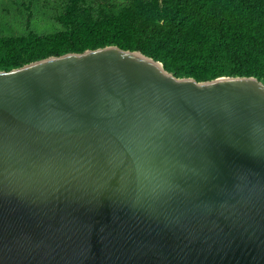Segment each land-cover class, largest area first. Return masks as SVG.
<instances>
[{
  "label": "water",
  "instance_id": "water-1",
  "mask_svg": "<svg viewBox=\"0 0 264 264\" xmlns=\"http://www.w3.org/2000/svg\"><path fill=\"white\" fill-rule=\"evenodd\" d=\"M0 264H264V84L116 46L0 71Z\"/></svg>",
  "mask_w": 264,
  "mask_h": 264
},
{
  "label": "trees",
  "instance_id": "trees-1",
  "mask_svg": "<svg viewBox=\"0 0 264 264\" xmlns=\"http://www.w3.org/2000/svg\"><path fill=\"white\" fill-rule=\"evenodd\" d=\"M58 20L59 32L0 36V71L116 46L152 58L176 78L264 84V0H129L110 14L68 0Z\"/></svg>",
  "mask_w": 264,
  "mask_h": 264
},
{
  "label": "rangeland",
  "instance_id": "rangeland-1",
  "mask_svg": "<svg viewBox=\"0 0 264 264\" xmlns=\"http://www.w3.org/2000/svg\"><path fill=\"white\" fill-rule=\"evenodd\" d=\"M94 11L118 12L129 0H83ZM68 0H0V36L19 37L32 30L49 34L63 30L58 20Z\"/></svg>",
  "mask_w": 264,
  "mask_h": 264
}]
</instances>
